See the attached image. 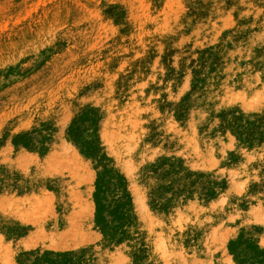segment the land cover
Listing matches in <instances>:
<instances>
[{"label": "rangeland", "instance_id": "1", "mask_svg": "<svg viewBox=\"0 0 264 264\" xmlns=\"http://www.w3.org/2000/svg\"><path fill=\"white\" fill-rule=\"evenodd\" d=\"M0 264H264V0H0Z\"/></svg>", "mask_w": 264, "mask_h": 264}, {"label": "bare ground", "instance_id": "2", "mask_svg": "<svg viewBox=\"0 0 264 264\" xmlns=\"http://www.w3.org/2000/svg\"><path fill=\"white\" fill-rule=\"evenodd\" d=\"M219 89H220V87L216 91H220ZM225 92H229V93H227V95H229V98L233 97L232 90L230 88L225 87L223 93L225 94ZM223 93H222L221 97H223ZM209 141H210V137L209 138L207 137L206 141H203V145L204 146L206 145L205 148H207L209 146Z\"/></svg>", "mask_w": 264, "mask_h": 264}]
</instances>
